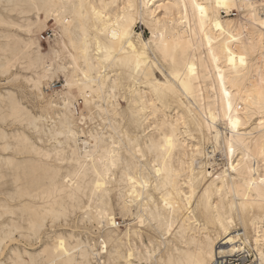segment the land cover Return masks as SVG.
Returning a JSON list of instances; mask_svg holds the SVG:
<instances>
[{
  "label": "bare ground",
  "instance_id": "bare-ground-1",
  "mask_svg": "<svg viewBox=\"0 0 264 264\" xmlns=\"http://www.w3.org/2000/svg\"><path fill=\"white\" fill-rule=\"evenodd\" d=\"M219 2L0 0V264H264V0Z\"/></svg>",
  "mask_w": 264,
  "mask_h": 264
},
{
  "label": "rangeland",
  "instance_id": "rangeland-1",
  "mask_svg": "<svg viewBox=\"0 0 264 264\" xmlns=\"http://www.w3.org/2000/svg\"><path fill=\"white\" fill-rule=\"evenodd\" d=\"M230 15L231 16L229 18H232V19L239 18V14L236 11H233ZM222 16H225V15L222 14ZM55 27L56 26H55L54 22L51 21V22L48 23L47 27L44 30L40 31L38 33V35H37V38H38V41H39V46H40L41 51L43 53H46L48 51V48H49L48 44H49V42H51V40L53 38V30L55 29ZM134 30H135V33L141 34L143 39H148L150 37L149 31L147 29H145L141 25V23H137L135 25V27H134ZM13 71H15V69H13ZM156 72H157L158 78H162L163 77V73L162 72H160L158 70H156ZM2 79H3V77H0V92H2V91L4 92V90L10 89L11 87H12L11 89L14 90V92H15L16 87L14 89V86H13L14 84L11 86L10 83H6V81H2ZM61 86H62V78H59L57 80L54 79L51 82L50 88H52L54 91H59L61 89ZM52 89H50V90H52ZM50 90L49 89H45L44 91H45V93L47 92V94H48V93H50ZM16 93H17L18 96L20 95L18 93V91ZM25 96L28 97L27 92L25 93ZM24 102H27V101L24 100ZM78 102L79 103H78L77 107L82 106L81 105V101L79 100ZM120 105H121L122 108L125 107L124 102H121ZM219 155L220 154L217 152L216 156H215V159L217 158L216 162L217 163L219 162V164H220L222 162L221 161L222 159H221V157H219ZM76 216H78V214ZM115 219H116L115 221L118 223L117 228L119 230H123L124 226H125V222L123 221V219H121L120 216H116ZM92 231L94 232V234L96 233V231H94V229H92L91 232ZM245 260H246V262L244 264H251L252 261L254 260L253 255L250 253V256H248V258L245 259Z\"/></svg>",
  "mask_w": 264,
  "mask_h": 264
},
{
  "label": "snow or ice",
  "instance_id": "snow-or-ice-1",
  "mask_svg": "<svg viewBox=\"0 0 264 264\" xmlns=\"http://www.w3.org/2000/svg\"><path fill=\"white\" fill-rule=\"evenodd\" d=\"M217 6H218V7H225V8L229 7V5H227V4H221V3L219 2V0H218V4H217ZM232 7H235V5H232ZM261 31H264V23L261 24ZM241 59L243 60V58H241ZM83 79H84L85 81L88 80V73H87V71L85 72V75H84ZM95 83H96V85L99 87V86L101 85V80H100V79H97V80H95ZM66 86H68V85H66ZM237 123H238V122H237ZM262 123H264V121H262ZM229 151H231V148L229 149ZM12 264H16V262L13 261Z\"/></svg>",
  "mask_w": 264,
  "mask_h": 264
},
{
  "label": "built area",
  "instance_id": "built-area-1",
  "mask_svg": "<svg viewBox=\"0 0 264 264\" xmlns=\"http://www.w3.org/2000/svg\"><path fill=\"white\" fill-rule=\"evenodd\" d=\"M233 260H235V259H233ZM233 264H239V262L236 261V262H233Z\"/></svg>",
  "mask_w": 264,
  "mask_h": 264
}]
</instances>
